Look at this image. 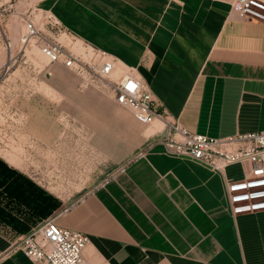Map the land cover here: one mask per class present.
<instances>
[{
  "label": "crops",
  "instance_id": "crops-1",
  "mask_svg": "<svg viewBox=\"0 0 264 264\" xmlns=\"http://www.w3.org/2000/svg\"><path fill=\"white\" fill-rule=\"evenodd\" d=\"M46 1L75 40L115 58V78L134 72L155 107L189 131H264V24L241 20L233 0ZM96 110L108 114V106ZM129 120L112 123L111 139L107 121L86 122L95 151L122 154L107 158L75 200L54 198L46 210L44 190L27 184L18 198L26 213L0 205L11 213L0 216V264H32L14 243L50 215L89 236L90 264H264V211L233 217L228 208L225 181L239 179L242 166L220 174L168 155L162 123L142 125L131 112ZM53 147L61 151L60 139Z\"/></svg>",
  "mask_w": 264,
  "mask_h": 264
},
{
  "label": "rangeland",
  "instance_id": "rangeland-1",
  "mask_svg": "<svg viewBox=\"0 0 264 264\" xmlns=\"http://www.w3.org/2000/svg\"><path fill=\"white\" fill-rule=\"evenodd\" d=\"M13 3L17 11L36 8L53 14L46 0ZM12 12L2 23L16 60L8 71L2 68L8 57L5 38L0 41V205L12 203L7 210L18 217L26 213L18 198L27 184L44 190L46 210L54 198L71 202L80 196L76 191L90 184L107 158L122 154L111 147L109 153L95 151L88 140L96 131L85 129L86 122L107 121L111 139L112 123L118 118L130 121V112L114 102L111 89L101 81H87L61 65L49 64L33 44L25 47L26 37ZM60 38L65 44L71 41L77 54L84 53L81 41L66 33ZM112 79L116 81L114 75ZM97 106H108V114L101 115ZM55 139H60L61 151L53 147ZM5 158H12L16 166ZM9 194L17 199L9 200ZM7 210L0 206L2 219L5 213L11 216Z\"/></svg>",
  "mask_w": 264,
  "mask_h": 264
},
{
  "label": "built area",
  "instance_id": "built-area-1",
  "mask_svg": "<svg viewBox=\"0 0 264 264\" xmlns=\"http://www.w3.org/2000/svg\"><path fill=\"white\" fill-rule=\"evenodd\" d=\"M13 1L0 3V25L14 14L26 39L25 47L33 44L42 57L52 65H61L87 81H101L111 89L114 102L129 110L142 125L162 123V142L168 155L186 157L201 162L220 174L234 164L242 166L239 179L225 181L228 208L235 217L240 214L264 211V131L237 134L225 138H210L189 131L178 118L156 107L151 90L134 72L112 79L116 60L106 51L85 46L77 54L71 44H65L60 35L74 39L50 12L41 9L17 11ZM232 12L241 20L264 24V0H234ZM8 55L3 69L8 71L15 63L13 42L8 29L0 26ZM83 201V199H81ZM57 215H50L14 243V249L32 264H90L84 252L90 243L88 235L60 227Z\"/></svg>",
  "mask_w": 264,
  "mask_h": 264
},
{
  "label": "bare ground",
  "instance_id": "bare-ground-1",
  "mask_svg": "<svg viewBox=\"0 0 264 264\" xmlns=\"http://www.w3.org/2000/svg\"><path fill=\"white\" fill-rule=\"evenodd\" d=\"M0 3H2V2H0ZM77 42H78V40H77ZM75 46H76V44H75ZM115 69H116V66H115ZM115 72V71H114ZM126 73H128V71L126 72ZM126 73L124 74V75H126ZM113 75H114V73H113ZM123 76V75H122ZM119 78V77H118ZM118 78H116V80L118 79ZM156 122H158V121H156ZM156 122H154V123H156Z\"/></svg>",
  "mask_w": 264,
  "mask_h": 264
}]
</instances>
